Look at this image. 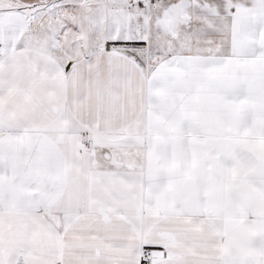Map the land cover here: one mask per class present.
Returning a JSON list of instances; mask_svg holds the SVG:
<instances>
[{
  "label": "snow or ice",
  "instance_id": "6c2138e0",
  "mask_svg": "<svg viewBox=\"0 0 264 264\" xmlns=\"http://www.w3.org/2000/svg\"><path fill=\"white\" fill-rule=\"evenodd\" d=\"M0 264H264V0H0Z\"/></svg>",
  "mask_w": 264,
  "mask_h": 264
}]
</instances>
